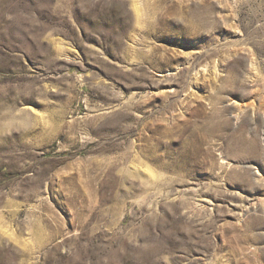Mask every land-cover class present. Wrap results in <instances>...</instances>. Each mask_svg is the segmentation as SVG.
Here are the masks:
<instances>
[{"label":"rangeland","instance_id":"1","mask_svg":"<svg viewBox=\"0 0 264 264\" xmlns=\"http://www.w3.org/2000/svg\"><path fill=\"white\" fill-rule=\"evenodd\" d=\"M0 264H264V0H0Z\"/></svg>","mask_w":264,"mask_h":264}]
</instances>
